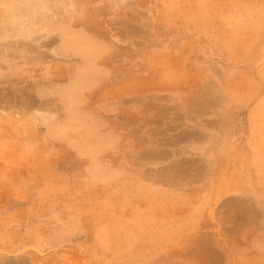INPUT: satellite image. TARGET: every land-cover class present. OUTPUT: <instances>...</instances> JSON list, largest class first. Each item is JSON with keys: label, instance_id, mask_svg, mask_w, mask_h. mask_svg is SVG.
<instances>
[{"label": "rangeland", "instance_id": "1", "mask_svg": "<svg viewBox=\"0 0 264 264\" xmlns=\"http://www.w3.org/2000/svg\"><path fill=\"white\" fill-rule=\"evenodd\" d=\"M0 264H264V0H0Z\"/></svg>", "mask_w": 264, "mask_h": 264}]
</instances>
